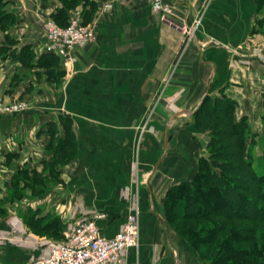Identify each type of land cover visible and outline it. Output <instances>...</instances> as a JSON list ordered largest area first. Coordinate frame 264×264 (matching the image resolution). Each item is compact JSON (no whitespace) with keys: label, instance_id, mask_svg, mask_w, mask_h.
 <instances>
[{"label":"crops","instance_id":"obj_1","mask_svg":"<svg viewBox=\"0 0 264 264\" xmlns=\"http://www.w3.org/2000/svg\"><path fill=\"white\" fill-rule=\"evenodd\" d=\"M94 1L97 9L91 13L86 7L83 20L93 26L95 41L74 49V65L65 75L59 60L42 50L41 24L60 13V0H1L0 94L33 105L18 117H0V200L6 199L17 163L42 171L49 144L53 147L48 156L66 151L71 162L67 175L50 190L36 189L33 196L26 188L21 201L0 205L5 210L2 215L0 211V234L12 238L0 244V264H28L43 252L32 251L33 242H60L65 225L93 212L106 215L99 222L101 233L114 237L135 206V176L156 164L172 171L169 185L187 181L188 165L180 164L177 170L173 165L198 160L201 141L190 117L211 90L213 96L224 90L245 114L261 109L248 103L253 95L247 92L245 77L240 78L243 66L233 67L242 58L238 48L248 45L259 30L256 0H165L174 10L167 17L170 23L145 0ZM107 1L113 8L101 14ZM76 9L67 11L69 18L82 11ZM198 18L191 35L189 28ZM256 38L264 47V37ZM159 96L163 100L147 125L150 130L141 133L144 117ZM68 124L71 132L66 133ZM139 191V207L148 211L142 214L140 245L126 251V263L188 264L173 243L152 191L145 184ZM12 223L18 225L17 232L10 233ZM26 237L25 243H18Z\"/></svg>","mask_w":264,"mask_h":264},{"label":"rangeland","instance_id":"obj_2","mask_svg":"<svg viewBox=\"0 0 264 264\" xmlns=\"http://www.w3.org/2000/svg\"><path fill=\"white\" fill-rule=\"evenodd\" d=\"M256 5L257 14L260 15V18L258 17L255 25L256 30H259H253L254 32L252 33V38L248 45L242 48H238L237 51H242V58L240 60V63L238 65L234 64L233 67H235L234 69H236L239 65L243 66L241 67L240 71L238 70L241 74L240 78L245 77L246 84L250 88H247V92H250L253 95L252 100H246L249 104L252 103L251 105H258V108L261 109H258V111H256L255 113L245 114L242 112L239 101L230 98L226 93H224V90L221 89L218 92L217 96H213V90H211L209 94H207V96L204 98L205 100L207 98L205 104L202 105L204 102L203 99L202 103L199 106L195 107V110L190 117V119L193 121L192 130L194 134H196L197 136L199 135L198 138L201 141L198 160H187L185 162L182 161V163H179L178 161L174 162L173 165L175 170L179 168L180 164H182L181 166H183V164L188 165V179L187 181L183 182H196V176L198 174L202 175V179H198L197 182L198 185H200V188L204 189H207L210 185V183H208L207 181V175H209L207 169L211 168L213 170H217L218 174H222L223 180L225 179L229 182L225 185L221 183V185H224V188L222 187V189L232 196H237L236 194L238 193L246 195L247 192L241 189H238L236 192L233 187L242 185V180L244 178L250 179V182L252 183L251 177L253 176V172L257 174H261L264 172V64L262 63L264 62V47L262 43L256 38L259 36L264 37V0H256ZM76 8H82V11H78V13L80 14H73L70 18H72L73 16H79L84 26L93 27L92 25L88 24L86 20H83L85 10V6L83 5V3L81 2L80 5L76 6L74 9ZM100 13L105 14L102 12L101 8ZM49 21L55 23L59 27H64L58 25L54 19L46 18L43 20L41 24V32L44 38L42 50L45 55L54 56L59 60V66L66 75L68 74L69 70L66 69V66L64 65L62 59L53 54H48L44 50L45 36L43 34V27ZM252 63L253 65L255 64L256 68L249 71V67L252 65ZM233 86L236 87L237 85L233 84ZM236 90L241 95V97L245 96L244 90H241V88L239 87H237ZM218 98L223 100H231L234 102L235 108L232 115L231 112L230 114L229 112H227V109H225V105L220 104L215 107L213 106L214 108H212V105L215 101H217ZM0 99L6 105L23 104L25 106V109L19 113L0 115V117H18L30 110L33 105V102L31 100H8L1 94ZM161 100H163L161 96L155 97L153 99V107L150 108V111H148L144 117L143 124L141 125L140 129L141 133L148 132V130H150L148 129L147 125L152 120L153 116H155L154 114H156V107ZM166 115L167 113L164 114V116ZM230 116H232L234 122H241V126L239 127L237 134L235 133V130L228 125V119ZM200 122L202 123L200 124ZM65 131L66 133L68 131L71 132V126L69 124L66 125ZM169 133L170 126L168 127V129L166 128L165 138L169 137ZM164 145L165 143H163L162 145L163 151ZM52 147L53 145L49 144L47 148H44L45 153H43V158L45 162L40 173H37L34 168L35 166L26 167L22 164H16V166L12 169V176L9 179L8 185L10 186V188H8L5 193L6 199L0 200V205L3 202L6 203L12 201L13 203L15 201H21V199L24 197L22 191H24L26 188L31 189L33 196L37 194L36 189L50 190L51 187L58 185L59 180L61 181L62 179V176L67 175L66 166L71 162V158L66 151L65 153H62L63 155H56L57 153H54V155L51 154L48 156L47 154L51 153ZM166 150L167 145L164 153L166 152ZM159 153L161 154L162 151L160 150ZM245 156L246 159L249 157L248 159L250 160L251 164H245L243 160ZM157 167L158 164L155 165L153 170L151 167L148 168L147 172L141 174L142 176L140 175L141 177L139 175L135 176V180H137V182H135L136 189L131 196L134 197L133 199L136 202L135 206L132 209H135L139 218V245L140 235L145 227V224L142 221V214H147L148 210L146 211L145 209H140L139 207V202L141 201V192H138V187H140L141 184H145L147 188L150 189V192L152 191L151 193L153 195V200L155 202L157 210L161 214L162 219L168 228V232L171 235L174 245L185 255L184 258L188 261V264H210L211 262H217L219 264H237L238 260L243 254L241 253V251L237 254H234V251L229 252L226 250V259L223 258V256H219L220 252L223 250V246L218 240H211L213 234L211 235V228H208V223L209 221H211L210 219H189L183 218L178 214L179 210H181L182 213L186 215L187 213H189V211L186 209L187 204L185 202V199L182 198V196H180L179 194H175L174 196L171 195L172 193H175L174 187L179 185L180 183L176 184L175 186L169 185V182H173L174 180V178H172V176H174L172 175V171H169V167L167 169H165V167ZM154 175L155 178L152 179L151 186L149 181L151 180V178H153ZM154 190H158V192H155ZM251 190L253 191L252 193L256 192L255 187H251ZM159 191L161 192L159 193ZM142 192V196L148 199L147 195L145 194L146 191L143 190ZM217 206L219 208H222L223 204H217ZM0 211L2 215L4 214L5 210L1 209ZM215 220L219 222L218 226L221 229V231L218 232V235H216L217 237L222 236L226 239L229 238V236L231 237V234L235 233H243L251 237L252 240L249 243L236 244L235 241H232V248H238L244 253L248 252L249 250H252L253 252L255 251L256 255L253 258L254 260H252L251 258V263L264 264V214H262L259 219H256V221H250L246 219H233L231 221H228L222 218H218ZM158 223L159 227H162L161 223L157 222V224ZM12 224L13 226L10 233L17 232L18 225L16 224V228L14 226L15 223ZM68 227V224L65 225V228L63 226V234L66 232V230H68ZM52 232V230H47L46 234H52ZM32 233L35 234L34 231H32ZM28 238L30 237L22 238L18 243H25L26 239ZM202 238H206V240L200 241L202 240ZM9 242H12L11 237L0 234V244ZM222 260L224 261L222 262Z\"/></svg>","mask_w":264,"mask_h":264},{"label":"built area","instance_id":"obj_3","mask_svg":"<svg viewBox=\"0 0 264 264\" xmlns=\"http://www.w3.org/2000/svg\"><path fill=\"white\" fill-rule=\"evenodd\" d=\"M150 10L167 17L174 15L173 7L165 0H145ZM113 8L111 1L105 2L101 10L107 13ZM200 23L198 18L189 28L192 35ZM45 36L44 50L61 58L69 70L73 67L75 59L73 50L82 45L95 41L93 27L84 26L79 16H73L64 27H59L49 21L43 27ZM25 109L23 104L6 105L0 99V115L19 113ZM106 215L93 212L91 216L76 224L69 225L60 242H36L32 244V251L43 248V252L34 257L28 264H127L125 253L129 249H137L139 245L138 214L131 209L126 223L114 237L102 235L99 222Z\"/></svg>","mask_w":264,"mask_h":264},{"label":"trees","instance_id":"obj_4","mask_svg":"<svg viewBox=\"0 0 264 264\" xmlns=\"http://www.w3.org/2000/svg\"><path fill=\"white\" fill-rule=\"evenodd\" d=\"M63 7L59 11L60 13L57 14V16H54L55 22L60 26H65L68 21V14L67 11L73 10L76 6L80 5L82 2L85 8H89V11L92 13L97 9V3L94 0H60ZM2 2L0 0V8H1ZM207 100V98H206ZM202 105L205 104V101ZM225 105L227 109V112H231V115L233 113V110L235 108L234 102L231 100H223L218 98L217 101L214 102L212 105V108L218 105ZM201 105V106H202ZM214 106V107H213ZM228 125L232 127L235 130V133L237 134V131L239 130V127L241 126V122H234L232 119V116L228 119ZM202 122H200L201 124ZM199 124V125H200ZM204 124V123H203ZM227 125V126H228ZM249 158V157H248ZM246 159V156L243 158L246 165L251 164L249 159ZM207 172L209 175H207L208 183L210 185L208 188H200V185H198V179H202V175H197L196 182L190 181V182H182L179 185L174 187L175 194H179L182 196V198L185 199V202L187 204L186 209L189 211V213L184 214L181 210L178 211V214L181 215L183 218H189V219H197V220H208L210 219L208 223V228H211L212 230V239L213 241H219L222 246L223 250L220 252L219 256H223V258L226 259V250L229 252H233L234 254H237L241 251L242 256L238 260L237 264H253L251 263V258L254 260V256L256 255V252L249 250L248 252H242V250L238 248H232L233 243L232 241H235L236 244H244L249 243L252 238L243 234V233H235L231 234V237L229 238L222 237V236H216L218 235V232L221 231L218 224L219 222L215 219L222 218L228 221H231L233 219L237 220H250V221H256V219H259L262 214H264V172L261 174H257L253 172V176L250 179L244 178L243 184L239 186L233 187L234 190L237 192L238 189H241L247 194H236L237 196L229 195L226 191L222 189L224 188V185L229 183L225 179L223 180L222 174H218L217 170H213L211 168L207 169ZM205 177V176H204ZM223 183L224 185H221ZM251 187L256 188V192L252 193ZM179 198V197H175ZM262 202V204H261ZM217 204H223L222 208H219ZM260 204V206H259ZM209 232V231H207ZM246 232V231H244ZM215 236V237H214ZM201 239V238H200ZM205 241L206 238H202L200 241ZM225 254V255H224ZM224 259V260H225ZM222 260V262L224 261ZM210 264H219L217 262H211Z\"/></svg>","mask_w":264,"mask_h":264},{"label":"water","instance_id":"obj_5","mask_svg":"<svg viewBox=\"0 0 264 264\" xmlns=\"http://www.w3.org/2000/svg\"><path fill=\"white\" fill-rule=\"evenodd\" d=\"M202 101H203V100H202ZM202 101H201V103H202ZM201 103H200V104H201ZM200 104H199V105H200ZM174 118H175V117H174ZM174 118H173V119H174ZM169 138H170V136H169V137L166 139V141H165L164 150L166 149V145H167V142H168V139H169Z\"/></svg>","mask_w":264,"mask_h":264}]
</instances>
